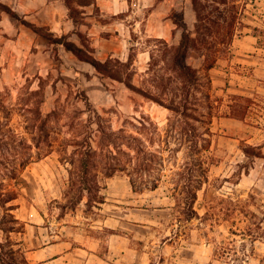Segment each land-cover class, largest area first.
I'll return each mask as SVG.
<instances>
[{"label":"rangeland","instance_id":"rangeland-1","mask_svg":"<svg viewBox=\"0 0 264 264\" xmlns=\"http://www.w3.org/2000/svg\"><path fill=\"white\" fill-rule=\"evenodd\" d=\"M0 3L9 5L4 0ZM241 4L242 23L236 33L249 25L258 36L253 44L264 46V0H242ZM1 6L0 123L14 130L16 134L6 140L20 152H0V159L24 160L28 150L34 155L18 171L17 179H7L6 169L0 166V182H4L0 190H18V197L13 200L15 208L10 210L16 220L10 215L2 220V226H15L16 230L5 232L0 228V240L9 236L18 242L33 263L39 262V254L32 250L66 239L74 245L88 244L96 249L98 257L89 264H264V65L256 68L254 64L232 63L230 49L215 63L217 71L213 74L209 70L215 108L212 144L205 152L208 179L198 190L191 219L184 211L181 195H173L172 177L177 174L170 168L156 189L141 192L133 190L124 173L103 176L100 182L105 186L106 201L101 209L89 208L85 197L76 208H68L63 214L55 202L64 201L68 184L62 153L53 150L45 154L43 141V153L38 156V147L33 143V136L39 138L44 121L47 130L59 134L58 139L53 138L54 148H58L89 129L84 95L108 120L110 128L127 133L135 132L133 123H139L142 116L164 126L171 111L124 82L103 76L64 45L55 47L47 37H35L33 28ZM181 9L194 29L195 12L190 0H129L128 10L118 15L125 18L126 40L120 46L116 41L105 40L100 55L89 32L84 30L82 24L89 23L83 14L79 28L98 59L127 60L132 55L133 83L144 86L145 79H151L146 70L149 51L156 49L153 38L178 42L180 30L171 15ZM20 24L26 30L22 37L17 33ZM41 28L56 37L64 35H56L49 26ZM74 29L75 24L66 33L68 40L83 46L77 33L72 32ZM232 45L233 41L231 48ZM113 47L119 51H110ZM203 61L204 57L196 51L189 57L201 73L205 71ZM92 126L96 128L97 124ZM94 138L96 143L98 134ZM19 139L31 143L33 149L19 144ZM72 148L69 145L68 153ZM183 156L180 151L179 157ZM5 212L0 207V221Z\"/></svg>","mask_w":264,"mask_h":264},{"label":"trees","instance_id":"trees-1","mask_svg":"<svg viewBox=\"0 0 264 264\" xmlns=\"http://www.w3.org/2000/svg\"><path fill=\"white\" fill-rule=\"evenodd\" d=\"M63 1L75 24L72 32L77 33L84 47L68 40L69 34L56 37L51 32H42L41 27L23 19L9 5H0L2 10L47 37L55 47L58 44L64 45L81 60L91 63L103 76L124 82L132 90L169 109L171 115L164 126L149 116H142L138 119L139 123H133L135 132L117 131L110 128L108 120L84 95V103L89 112L86 119L89 129L82 136L77 135L65 141V144H59L58 148H54L53 138L58 139L59 134L47 130L44 121L39 138L33 136L38 156L43 153L41 144L45 141L44 153L60 150L69 173L67 189L63 192L64 201L56 199L55 202L63 214L68 208H76L85 197V204L89 208L101 209L106 201L103 193L105 186L100 182L103 176L124 173L129 177L133 190L141 192L156 189L162 182L164 172L170 168L172 173L177 174L172 177L175 183L171 187L173 195H181L185 203L184 211L187 212V218L191 219L195 213L198 190L208 179L205 152L212 144L211 123L215 108L209 70L222 53L231 49L237 26L242 23V0H190L195 12L194 29L186 21L183 9L174 10L171 18L180 30V38L176 44L164 38H153L156 49L149 51L150 61L146 70L147 74H151V79H145L144 86L133 83L132 55L127 60L112 57L100 60L94 56V48L79 28L83 23L81 7L94 0ZM193 51L204 57L203 73L189 62ZM199 92L202 93L200 97ZM92 124H97V127L94 128ZM7 125L0 123V152L15 150L18 154L20 151L16 146L10 147V142L6 140L9 135L16 134ZM96 134L98 140L95 143ZM18 142L33 149V145L25 144L23 139ZM69 145L73 148L68 153ZM180 151L184 152L182 158L179 157ZM33 155L28 150L24 160H18V157L14 160L0 159V166L6 169L7 179H17L18 171L31 161ZM0 185H4V182L1 181ZM17 197L16 188L0 190V207L6 211L0 221V228L5 232L16 230L15 226H2V220L7 215L16 220L10 210L15 208L13 200ZM0 264L42 263H33L25 250L18 246V242H13L7 236L5 240H0Z\"/></svg>","mask_w":264,"mask_h":264},{"label":"crops","instance_id":"crops-1","mask_svg":"<svg viewBox=\"0 0 264 264\" xmlns=\"http://www.w3.org/2000/svg\"><path fill=\"white\" fill-rule=\"evenodd\" d=\"M4 1L24 19L38 27L49 26L50 30L56 35L66 34L74 27V23L66 10L67 6L63 0ZM128 8L129 0H94L92 3L82 6V14L89 23V25L84 23L82 25L84 26V30L89 32L92 43L99 55L106 44L105 40L116 41L119 43V46L122 41L126 40L125 33L123 32L126 26L124 23L125 18L118 17V15L124 13ZM108 15L110 16L108 20L101 19V17H108ZM243 18L246 19L245 16ZM169 19L171 18H167L170 22ZM26 27L29 28L28 26ZM244 28L248 30H244ZM25 31L21 24L20 28L17 27V33H19L20 37L25 34ZM251 31L252 28L249 25H245L239 30V33L235 34L231 48L232 63L235 62V64L242 66L254 64L256 68H260L264 65V56H260L259 54L264 53V46L253 44V39H257L258 36ZM34 34L35 37L39 36L40 39L42 38V35L38 34V32L34 31ZM35 37L34 39H36ZM110 51L116 52L119 50L113 47ZM111 54L115 55V53ZM215 70L217 71L216 66L210 69L211 73ZM234 92L238 93L237 91ZM32 251H34L35 255L39 254L38 261L42 264H89L95 256L98 257L96 249L90 247L88 244L74 245L71 240L66 239L47 243L39 249Z\"/></svg>","mask_w":264,"mask_h":264}]
</instances>
